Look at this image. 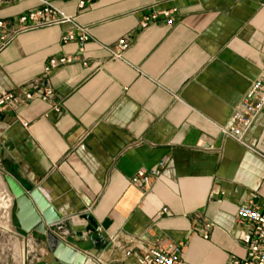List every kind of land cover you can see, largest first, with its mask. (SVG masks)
<instances>
[{"label": "crops", "instance_id": "1", "mask_svg": "<svg viewBox=\"0 0 264 264\" xmlns=\"http://www.w3.org/2000/svg\"><path fill=\"white\" fill-rule=\"evenodd\" d=\"M48 1L73 25L20 34L0 49L1 90L42 79L53 90L48 102L0 115V192L12 198L11 238L27 264L59 263L42 235L20 230L8 176L68 219L62 239L85 256L81 264H135L169 244L182 248L181 264L243 257L236 212L264 201V112L246 136L250 149L221 129L264 67V0H92L80 11L76 0ZM38 7L0 5V21ZM162 11L170 26L159 18L141 28ZM81 30L82 51L61 41ZM122 39L129 47L113 59ZM61 57L73 61L44 75ZM140 170L157 176L130 185Z\"/></svg>", "mask_w": 264, "mask_h": 264}, {"label": "built area", "instance_id": "2", "mask_svg": "<svg viewBox=\"0 0 264 264\" xmlns=\"http://www.w3.org/2000/svg\"><path fill=\"white\" fill-rule=\"evenodd\" d=\"M17 0H0V5L12 4ZM39 7L18 17L14 22L8 23L0 21V49L11 43L18 35L28 33L37 29L72 24L73 20L56 10L48 0H34ZM77 9L80 11L88 6L92 0H76ZM159 18L166 20V25L170 26L172 19L170 13L162 11L146 15L141 23V28H145L155 23ZM89 37L81 30L79 35L74 32H67L62 36L61 41L66 44L76 43L80 51L83 50ZM129 47V43L122 39L115 47L109 51L113 59H120L124 51ZM69 57L49 59L43 69L44 75H48L54 69L72 63ZM53 97V90L46 79L36 80L29 83L20 92H5L0 89V115L15 107H20L25 103L35 99L48 102ZM55 108V112L58 113ZM264 112V67L256 81L250 84L248 90L235 107L229 126L221 129L223 137L233 141L240 147L250 149L246 142V136L253 126L258 116ZM157 176L155 170L137 171L129 180L132 186H148ZM13 201L6 192H0V231H6L11 223V212ZM236 227L238 230V241L245 250V255L241 258H232L229 264H264V201L257 205H243L236 212ZM212 226H203V239H208V234ZM132 256L131 252H126L125 257ZM183 250L181 247L169 244L165 248H152L136 257L135 264H181Z\"/></svg>", "mask_w": 264, "mask_h": 264}, {"label": "water", "instance_id": "3", "mask_svg": "<svg viewBox=\"0 0 264 264\" xmlns=\"http://www.w3.org/2000/svg\"><path fill=\"white\" fill-rule=\"evenodd\" d=\"M6 183L15 201L14 217L20 230L42 235L59 264H81L85 256L62 239L68 219H63L38 189L26 191L10 176L6 177Z\"/></svg>", "mask_w": 264, "mask_h": 264}, {"label": "rangeland", "instance_id": "4", "mask_svg": "<svg viewBox=\"0 0 264 264\" xmlns=\"http://www.w3.org/2000/svg\"><path fill=\"white\" fill-rule=\"evenodd\" d=\"M11 214V223L6 231H0V264H27L26 255L22 251L21 245H18L11 238L13 233V214ZM34 256V254H31Z\"/></svg>", "mask_w": 264, "mask_h": 264}]
</instances>
